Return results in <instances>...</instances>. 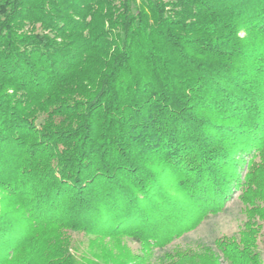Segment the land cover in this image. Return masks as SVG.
Instances as JSON below:
<instances>
[{"label": "trees", "instance_id": "obj_1", "mask_svg": "<svg viewBox=\"0 0 264 264\" xmlns=\"http://www.w3.org/2000/svg\"><path fill=\"white\" fill-rule=\"evenodd\" d=\"M236 192L261 264L264 0H0V264H148Z\"/></svg>", "mask_w": 264, "mask_h": 264}, {"label": "rangeland", "instance_id": "obj_2", "mask_svg": "<svg viewBox=\"0 0 264 264\" xmlns=\"http://www.w3.org/2000/svg\"><path fill=\"white\" fill-rule=\"evenodd\" d=\"M237 192L226 202L223 210L211 214L193 230L187 231L181 236L173 239L162 249H154L153 255L148 264H157L163 258L165 252L174 249H195L199 246H206L218 256L219 264H227L225 258L215 245V240L221 236L237 235L242 227L245 216L242 212V204L236 197ZM75 238H81L79 233H74ZM84 246V245H81ZM125 246L137 251L138 244L131 239L125 241ZM258 250L261 255V264H264V226L258 243Z\"/></svg>", "mask_w": 264, "mask_h": 264}]
</instances>
